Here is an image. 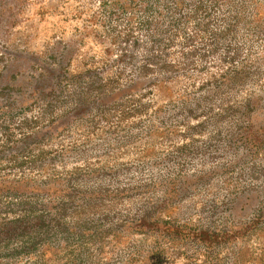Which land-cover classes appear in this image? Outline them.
Wrapping results in <instances>:
<instances>
[{"label": "rangeland", "instance_id": "obj_1", "mask_svg": "<svg viewBox=\"0 0 264 264\" xmlns=\"http://www.w3.org/2000/svg\"><path fill=\"white\" fill-rule=\"evenodd\" d=\"M0 264H264V0H0Z\"/></svg>", "mask_w": 264, "mask_h": 264}]
</instances>
